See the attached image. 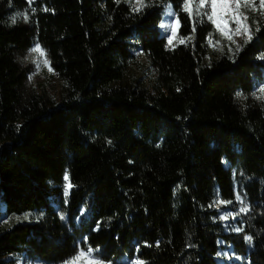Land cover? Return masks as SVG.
I'll return each mask as SVG.
<instances>
[{"label": "trees", "instance_id": "obj_1", "mask_svg": "<svg viewBox=\"0 0 264 264\" xmlns=\"http://www.w3.org/2000/svg\"><path fill=\"white\" fill-rule=\"evenodd\" d=\"M199 3L0 0V264H264V10L242 8L236 44ZM37 46L59 103L31 81Z\"/></svg>", "mask_w": 264, "mask_h": 264}, {"label": "rangeland", "instance_id": "obj_2", "mask_svg": "<svg viewBox=\"0 0 264 264\" xmlns=\"http://www.w3.org/2000/svg\"><path fill=\"white\" fill-rule=\"evenodd\" d=\"M198 1L200 2V0ZM205 3H207V0H205ZM169 11L174 13L172 8L169 6L165 9V14L161 20L159 30H160L161 35L165 36L167 41L168 42L171 41L172 43L176 39L179 22H178V19L175 13L172 16L168 15ZM162 24L171 25V27L163 28L161 27ZM229 27L231 29H235L236 25L234 23H230ZM246 39H247V34H244L243 32L240 35H233V40L236 44H242L243 42H245ZM141 59L143 62L145 61L143 58ZM31 62L33 64V71L30 77H31V81L33 83L35 90L39 94H43V95L46 94L51 99H53L55 102L59 103L61 95H62V91H63V82L55 76L52 70H50L51 69L50 65L48 61L46 60L44 54L41 55L40 52H34L33 56L31 57ZM38 64H39V67L37 66ZM262 87H264V83H261L260 85L256 86L255 89L257 90V92H259V89ZM238 197H239L238 200L240 204L239 206L240 212L242 214H245L246 217L251 216V214L253 213L252 207L247 203L243 194L238 193ZM242 208H245L246 211H241ZM220 214H221V218L227 217V219H222L225 226L229 223H232L237 218L236 215L228 209L220 210ZM24 219H26V216L13 217V218H10V221L15 222V221L24 220ZM77 254L61 264H74L73 258L76 257ZM231 254L232 253L230 250L223 249L219 254V259H218L219 264H227L228 262H230ZM93 256L97 257L100 261H102L97 251H93ZM137 262L138 261L131 260L127 257H124L120 261L115 262V263L102 261V264H137ZM21 264H25V263L22 262ZM75 264H80V262H75Z\"/></svg>", "mask_w": 264, "mask_h": 264}, {"label": "snow or ice", "instance_id": "obj_3", "mask_svg": "<svg viewBox=\"0 0 264 264\" xmlns=\"http://www.w3.org/2000/svg\"><path fill=\"white\" fill-rule=\"evenodd\" d=\"M29 2H31V0H29ZM138 4L139 6L135 9L137 11L140 7L147 6L143 4V0H138ZM259 7L264 10V0H260ZM242 8L255 10V5L252 3V0H207V3H205V0H200L199 5L196 6L197 14H201V9H207L203 12V15L207 17V20L215 26V29L220 32L222 36H226L229 41H232L233 35H240L243 32L244 34H247V39L245 40V43H247L251 39V33L249 25L247 24L248 17L243 11H241ZM183 10L185 12H190L189 0H184ZM168 15L172 16L174 13L169 11ZM261 15H264V11L261 12ZM26 18L27 17H25V19ZM230 23L236 25L235 29L229 27ZM161 27L168 28L171 27V25L162 24ZM169 42L171 43V41ZM30 51L40 52L41 55H43L42 50H40L38 46ZM237 51H239V46H237ZM37 66L39 67V64ZM259 92L264 94V87L260 88ZM240 96L241 93H237V97ZM257 98L264 99V95ZM65 179H67V177H65ZM237 199H239V197H237ZM241 211H246V209L242 208ZM222 219H227V217H222ZM235 230L240 231L238 228ZM246 239L250 241L251 237H247ZM93 251L94 250L91 248H88L87 250L81 249L77 256L73 258L74 264L75 262H80V264H102V261L93 256ZM137 264H139V262H137Z\"/></svg>", "mask_w": 264, "mask_h": 264}]
</instances>
